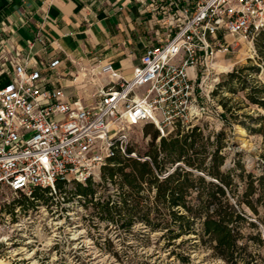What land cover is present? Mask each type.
<instances>
[{"label": "built area", "instance_id": "2783aa9c", "mask_svg": "<svg viewBox=\"0 0 264 264\" xmlns=\"http://www.w3.org/2000/svg\"><path fill=\"white\" fill-rule=\"evenodd\" d=\"M128 1L155 21L149 30L166 41L146 51L130 80L111 63L100 66L99 77L87 72L88 85L109 79L91 105L72 102L30 56L1 45L0 72L9 82L0 87V197L33 199L36 190L52 196L59 184L97 183L117 154L137 157L127 154L132 127L152 124L161 137L179 125L193 127L202 110L196 81L211 74L219 54L234 50L230 39L264 31V0ZM7 56L11 71L1 64Z\"/></svg>", "mask_w": 264, "mask_h": 264}, {"label": "trees", "instance_id": "16d2710c", "mask_svg": "<svg viewBox=\"0 0 264 264\" xmlns=\"http://www.w3.org/2000/svg\"><path fill=\"white\" fill-rule=\"evenodd\" d=\"M256 48L262 66L235 69L217 90L241 91L249 104L262 110L257 117L238 115L243 108L240 104L237 110L231 105L232 98L220 101L228 124L234 122L251 134L264 136V83L252 79L264 70V31L258 34ZM144 136L150 138L145 153L130 145L127 154L137 157L117 154L102 169L103 187L107 189L108 182L116 185L119 200L104 195L96 198L99 185L91 180L86 185L75 183L74 195L83 197L99 219L118 229L131 232L138 221L149 237L160 233L158 241H164L166 249L172 248L171 255L183 263L197 245L191 244L189 249L183 246L199 240L225 264H264L251 245H264L259 232V223L264 224L260 211L264 206V174L248 173L239 161L233 169L223 170L227 160L224 132L206 135L203 126L187 129L179 125L168 137H161L154 125L146 124ZM57 188L64 187L59 184ZM47 193L36 190L32 202L24 197L19 204L47 203ZM247 227L256 234L245 235ZM185 237L188 239L183 240Z\"/></svg>", "mask_w": 264, "mask_h": 264}, {"label": "rangeland", "instance_id": "374dc122", "mask_svg": "<svg viewBox=\"0 0 264 264\" xmlns=\"http://www.w3.org/2000/svg\"><path fill=\"white\" fill-rule=\"evenodd\" d=\"M257 38L258 35L230 39L234 50L229 55L219 54L211 74L203 81L201 78L196 81L197 110H202L196 112L193 124L203 126L206 135L225 133L227 160L224 171L233 169L239 161L248 173L260 176L264 174V136L251 134L237 123L228 124L220 101L232 98L231 105L235 109L243 107L237 111L238 115L246 113L257 117L262 110L249 104L241 91L231 94L224 89L217 90L235 69L262 66L256 48ZM252 79L264 83V70L254 74ZM145 127L141 124L129 132L131 145L141 153L147 151L150 141L144 136ZM97 184L96 198L104 195L119 200L116 185L108 182L106 189L102 179ZM46 196L47 203L33 201V206H21L19 203L24 197L20 195L9 193L0 197V264H225L214 258L199 240L183 246L189 249L191 244L197 245L190 250L188 262L183 263L171 255L172 248L166 249L165 242L158 241L160 233L149 237L142 223L137 221L131 232H125L115 224L102 221L92 204L74 195L73 183ZM260 211L264 217V206ZM244 231L247 236L256 234L253 228L247 227ZM259 232L264 240V224L259 223ZM251 245L264 259V245Z\"/></svg>", "mask_w": 264, "mask_h": 264}, {"label": "crops", "instance_id": "0c3cea01", "mask_svg": "<svg viewBox=\"0 0 264 264\" xmlns=\"http://www.w3.org/2000/svg\"><path fill=\"white\" fill-rule=\"evenodd\" d=\"M154 22L128 0H0V47L23 51L68 99L85 107L94 101L98 85L109 82L97 78L101 65L111 63L130 80L146 51L165 43L163 33L149 30ZM8 59L1 64L11 71ZM87 72L97 76V85L86 84ZM8 82L7 73L0 72V87Z\"/></svg>", "mask_w": 264, "mask_h": 264}]
</instances>
